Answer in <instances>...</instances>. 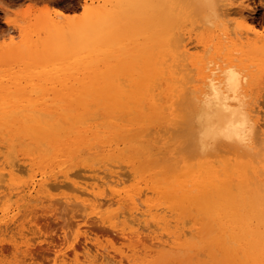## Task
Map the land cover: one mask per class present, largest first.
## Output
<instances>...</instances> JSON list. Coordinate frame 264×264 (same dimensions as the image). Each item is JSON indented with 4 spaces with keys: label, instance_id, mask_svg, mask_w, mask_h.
Returning a JSON list of instances; mask_svg holds the SVG:
<instances>
[{
    "label": "bare ground",
    "instance_id": "6f19581e",
    "mask_svg": "<svg viewBox=\"0 0 264 264\" xmlns=\"http://www.w3.org/2000/svg\"><path fill=\"white\" fill-rule=\"evenodd\" d=\"M191 1L202 19L199 28L217 32L218 47L233 45L218 0ZM151 4L111 0L109 8L89 15L84 0L85 20L54 9L64 24L52 22L48 38L37 42L27 34L22 46L0 47V254H30L25 225L61 201L81 212L73 241L82 237L83 255L71 264H264V107L245 103L243 93L252 72L264 74V45L237 58H193V41L208 53L213 39L173 31L166 19L142 25ZM226 6L221 18L230 13ZM124 16L132 22L128 31L118 23ZM155 37L162 42L160 60L146 62L131 84L141 93L112 92L107 82L116 70L130 74L135 66L116 57L134 46L150 48ZM246 57V64L235 63ZM186 94L192 96L185 113L194 122H185L195 136L192 165L186 160L179 173L177 165L157 171L156 161L130 157V134L152 128L160 134V126L184 119ZM80 171L86 175L79 177ZM38 217L37 225L43 221ZM90 221L109 228L126 249L93 243L80 227Z\"/></svg>",
    "mask_w": 264,
    "mask_h": 264
},
{
    "label": "rangeland",
    "instance_id": "374dc122",
    "mask_svg": "<svg viewBox=\"0 0 264 264\" xmlns=\"http://www.w3.org/2000/svg\"><path fill=\"white\" fill-rule=\"evenodd\" d=\"M85 1L87 5H90L89 6L90 11L88 13L89 15L93 14L94 11L102 7L109 8L111 5V0H85ZM166 1L167 3L165 2V4H163L164 0H152V4L150 5V7L147 6L148 8L145 9L147 10V12H145L144 14L145 15L144 19H141V22L143 23L142 25L147 27L152 24H159L164 19H166V21H170V28L171 29L173 28L172 29L173 31H178V30L179 31L183 30L184 32L194 31V34L198 36V40H201V38L208 40L211 37V39H213L214 41L210 40L207 42L209 46L206 51L208 53L202 51V48L197 40L193 41L189 45L190 49L188 53L193 58H198L199 56H202L203 53L206 54L205 56L203 55L204 56L203 59L205 61L213 60L216 57L222 58L223 56L237 58L240 57L241 55H245L249 53L252 46L262 47L264 45L263 43L264 41L259 40V35H258L260 34V32L264 34V0H260L259 4L256 3V0H218L216 5L217 12L220 14V19L223 20L225 26H227L229 39L233 40V45L232 43H227V42L219 43L221 45L220 47L216 45L217 40L215 39L214 36L217 32L212 33L213 29L207 27L206 25H205L206 27L202 26L199 28L198 22L201 21L202 19L201 17H199L200 14L197 15L199 12V9L197 8V4L194 5L193 3H191L193 2L191 0H190L191 2L189 0H166ZM83 4H84V0H0V47L5 48L10 46H22L23 41L25 39V35L27 34H29L30 40L37 42L43 41L44 38H48L49 35L53 34L49 32L51 31L50 24L52 22L58 23L59 26H63L64 24L61 23V20L59 18L54 17L52 13L54 9H57L59 11L62 10L61 12H63L64 14L74 16L76 18L74 20L75 22H81L85 20L86 18H88L85 17V15L88 16V14H85L83 17L82 15ZM223 5L225 6L227 5L226 7L229 8V12H230L228 17L225 18H221V14L223 10H228V9H226L225 6ZM258 10H259V15H257ZM119 19L120 21L118 23L121 26H123V28H126V30L128 31L130 26L132 25V22L129 20L130 18L124 16V17H119ZM220 19L218 20V22L221 21ZM219 26H218L219 27L218 30L221 31L222 26L221 25ZM249 27L253 29L252 30L253 33L250 32L247 35L239 37V33H241L243 29ZM155 28L157 29V27ZM156 39L157 40H153V42L149 43L150 48L147 47L146 49L140 50L138 47L134 46L129 50V52L125 51V49L120 52V56L116 58H121V56L122 57L126 56L133 63H135V66L130 74H128L127 72L121 69L116 70L117 73L111 76V78L107 82V87L116 88L112 92H118V93L128 92L132 94L141 93L140 91H136V89H132L131 84L139 81L142 72L144 70L143 67L146 62L157 63L160 60L161 57L160 46L162 45V42L159 38ZM226 45H228L227 48H225ZM232 50H237L238 52H233ZM243 59L244 60L236 59L235 63L246 64L247 57L246 59L245 58ZM256 75H257L258 83L255 85L256 81L254 77ZM136 76L138 78H136ZM76 77H81V75H78ZM243 93L244 95H248L247 97H249V99L247 98L248 100L245 99V103L248 104L251 101L257 100L258 106L260 108H263L264 107V74L261 75L260 73H257V70L252 72L251 76L247 77V80L244 85ZM188 95L186 94V99L184 100V102H182L184 109L179 108L181 109V111H185L183 114H181L186 116L184 117V119L178 118L177 119L178 121L175 120L176 122L175 121H172L173 123L169 122L172 123L171 125L168 124V125L160 126L159 129L161 128L160 130H162L160 134L156 132L155 128L151 129L150 134L146 133L149 132V130L140 132L138 131V129H136L130 134L129 137L133 139V141L130 142V145H133V150L131 153H128L130 157L131 156L136 157L137 160H151L153 163L156 161L155 166L157 167L156 168L157 171L158 169L163 168L164 170L171 172L172 170L175 169V166L177 165L176 167L177 169H175V171L179 173L180 172L179 170L184 168L183 164L185 165L187 163L189 164V166L192 165L190 164V162H188L190 161V159L192 160V158L190 157L191 155L189 156V151L191 149V147H189L191 146L189 143L191 142L190 138L192 139V137L190 136H194V135H192V133L190 132L191 130L189 128L188 129L190 135L188 131L186 132L185 130L187 129L186 127L189 126V125L186 126L185 122L189 120L191 122L190 123L188 121L189 124L192 125V123H194L192 119L190 120V118H192L189 114L190 112L188 113L189 115L185 114L188 111L192 110V107H190L191 105H189L192 96L190 95L188 96ZM187 100H189L188 101L189 103L185 102ZM184 103L188 104V105L186 104L187 107L185 106ZM185 107L188 110H186ZM164 132H165L164 134L165 138H163V134H162ZM144 134L147 136L150 135L149 138L146 137L142 139L141 136L145 137ZM154 134L156 135L154 136ZM194 138L195 136L193 137V139ZM165 139L167 142H165ZM155 140H157L156 141L157 144L155 143ZM163 142H165L166 144H163ZM146 150L147 151L149 150L150 153L147 152ZM174 150L180 154L173 155L172 153H174ZM152 153L153 155L154 154L156 155L150 157L149 155H151ZM158 153L159 154L162 153V154L159 155ZM182 155L183 156L188 155V159H185V157H183ZM165 157H170V159L164 162L163 160ZM182 157L184 160L182 159ZM175 160H178V162ZM186 160L187 162L185 163L184 161ZM193 160L195 162V159ZM174 162H176L174 166H171L173 165ZM123 170L126 173V169ZM123 170H121V172H123ZM78 175L79 177H84L86 174L81 172L78 173ZM52 193L55 196L57 195L58 190L53 191ZM56 198L57 197L55 196L54 197L55 201L58 200V198L57 199ZM57 203H58L57 201L56 203H53V205L54 204L56 205L55 206L51 205L47 210V212L43 213V215L38 214L34 216L33 220H31L27 225H25V229H27L25 234H28L27 238L30 240V249L32 250L31 253L27 254V256L18 253V257L17 254L15 255L12 252L9 253L6 252L0 254V264H60L61 259H65L67 264H71L74 257H76L79 260L82 258L83 255L81 249L82 237H80L78 241H73L77 228L76 221L78 222L80 218V217L76 218V215L78 216L81 215V212L80 211L77 212L78 208L75 206L74 209L73 206L64 207L63 206L64 204H62L61 201H60L61 204L60 203L57 204ZM72 208L74 210H72ZM67 209L71 211L69 212V210L67 211ZM21 213H23V209L22 211H20L19 214ZM73 215L75 217H73ZM38 216L41 219H43V221L42 223L40 222L41 224L38 223L37 225L36 224L37 222H35L34 219L37 218ZM29 220L30 218L27 219V221ZM91 221L94 220L92 219ZM91 221L87 226H83L84 224H81L80 227L83 230H85V234L91 239L93 243H98L108 247L112 246L114 249H121V250L126 249V244L120 238H118L119 236L114 234L109 228H106ZM91 223L94 224L92 225ZM14 232L15 230H12V233H9L7 236L14 234ZM64 238L67 240V242L68 241L69 242L64 243L62 241ZM71 244L75 245V251L72 250ZM65 255L67 257H65ZM203 259L204 258L202 257V260Z\"/></svg>",
    "mask_w": 264,
    "mask_h": 264
},
{
    "label": "snow or ice",
    "instance_id": "6c2138e0",
    "mask_svg": "<svg viewBox=\"0 0 264 264\" xmlns=\"http://www.w3.org/2000/svg\"><path fill=\"white\" fill-rule=\"evenodd\" d=\"M256 3L259 4L260 3V0H256ZM257 15H259V10L257 12Z\"/></svg>",
    "mask_w": 264,
    "mask_h": 264
}]
</instances>
